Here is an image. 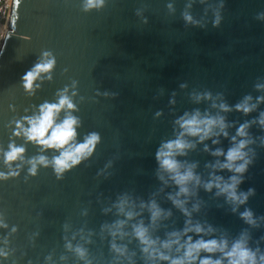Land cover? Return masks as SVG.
<instances>
[{"label":"water","instance_id":"1","mask_svg":"<svg viewBox=\"0 0 264 264\" xmlns=\"http://www.w3.org/2000/svg\"><path fill=\"white\" fill-rule=\"evenodd\" d=\"M84 4L13 0L0 50V171H8L2 152L11 143L25 148V160L59 155V150H42L14 135V121L37 113L46 101L55 102L66 86L69 95L75 91L76 108L70 111L80 121L75 142H84L91 133L100 140L91 155L61 178L50 165L38 166L32 175L30 165L23 163L19 175L0 179V214L9 225L0 228V236L8 238L9 256L0 257L3 264H85L74 251L77 245L87 250L91 264H170L142 251L134 225L143 223L153 239L165 241L169 233H182L189 219L213 231L188 232L181 235V243L188 236L193 242L226 239L230 249L245 234L247 246L258 249L259 258L264 253V125L259 122L264 99H258L264 97V0H103L87 10ZM45 52L54 55L55 66L40 74L30 94L22 78ZM246 97L255 105L247 113L236 108ZM221 103L230 110H222ZM197 111L223 116L228 135L204 141L185 135L195 147L175 159L195 164L201 179L200 184L189 182L190 195L178 197L186 200L188 217L169 198L179 186L161 168L157 152L183 131L177 120ZM65 115L61 110L58 121ZM246 122L248 136H237ZM233 136L251 141L244 149L251 162L243 173L213 167L226 157L212 153H226ZM17 164L21 161L12 162L13 167ZM234 175L242 177L237 193L252 190L242 204L225 193L218 195L215 186H203L214 176L230 182ZM124 198L129 201L125 211L136 213L132 218L118 210ZM152 201L171 214L153 222L148 207ZM245 210L252 212L255 225L241 216ZM121 220L126 234H118L115 243L126 246L123 256L112 250L110 234V227ZM176 248L161 250L183 256L184 249ZM204 257L227 264L219 251H201L192 264Z\"/></svg>","mask_w":264,"mask_h":264},{"label":"clouds","instance_id":"2","mask_svg":"<svg viewBox=\"0 0 264 264\" xmlns=\"http://www.w3.org/2000/svg\"><path fill=\"white\" fill-rule=\"evenodd\" d=\"M103 3V0H85V10L99 7ZM171 7V5H169ZM185 19L191 21L192 17L185 13ZM56 63L54 55L50 52H45L43 54V59L41 62L36 64L33 69L28 71L23 76V86L26 91L30 94L34 91L35 87L38 85L34 84V81L40 77L41 73H50L54 68ZM49 79L51 76L49 75ZM75 82H73V88ZM69 89L66 86L64 89L58 92V98L55 102H44L39 106L38 112L32 116H25L21 120H16V128L14 129V135L23 136L26 140L32 141L40 146L42 150L44 149H56L59 150V155L53 156L49 159L45 155H38L30 159L25 160L24 152L25 148L23 146H17L15 143L9 144L8 150L2 152L3 162L8 168L7 172L0 171V179H7L10 176L19 175V169L22 167L23 163L30 165L28 172L32 175L37 174L38 166H51L57 178H61L66 170L71 169L73 166L79 164L84 158L91 155L95 149L96 144L99 142L100 137L97 133H91L85 138L82 143H76L75 137L76 126L80 123L79 119L72 115L70 110L76 108L75 103L72 100V95H75V91L72 95H69ZM205 96H210V94H204ZM199 99V97H197ZM251 97H246L243 103L237 104L236 108L242 110L245 113L251 111L255 105H250L248 101ZM264 99V97L258 98ZM215 106V105H214ZM219 107L224 111H229V106L221 103ZM61 110L66 111L65 118L58 121L57 117ZM159 115V113H157ZM27 122V126L25 125ZM261 125H264V113L261 114L260 121ZM180 125L181 131L175 140H170L162 144L157 152V159L160 162L161 168L170 174V178L175 184L179 186V191L173 196L169 195V198L173 200V203L180 208L182 212L188 217H191V212L187 207H185L186 200H181L178 197L184 195L187 197L191 194V189L188 187L189 182H194L195 184H200L201 179L198 174L194 172L195 164L184 165L182 162L175 159L177 155L186 154L185 150L195 147L194 142L185 139V135L198 136L200 141H204L206 138L211 136H218L223 134L228 135L226 131L228 124L225 118L220 115L211 116L204 115L201 116L199 111L194 114L185 115L177 120ZM248 123L242 124L237 129V136L247 137L248 133L246 129L248 128ZM219 129V131H216ZM234 141L233 146L225 153L222 149H216L212 154L216 156L224 155L226 160L224 162H217L213 167L227 168L235 173H243L246 171L248 164L251 162L248 153L244 151L246 146L251 143L249 139L237 140L236 136L232 137ZM213 143H218V140H213ZM205 150H208V146L205 145ZM21 161V164H17L15 167L12 166L13 161ZM237 161H242L241 163H236ZM183 168V171L181 169ZM163 179V176H161ZM241 176H232L229 178L230 182L223 181L222 177L214 176L213 179L204 183L206 190H211L213 186L219 189L218 195L220 193H225L227 199L235 204H242L247 200L249 193H237V185L240 183ZM129 201L124 198L121 199L118 204V210L124 213L128 218H132L136 213L132 211H125V206ZM143 206V205H142ZM151 211V218L155 222L162 215H170L171 213H165L164 210L159 208L155 201L150 202L148 205ZM194 209L197 205L193 206ZM235 210V208L233 209ZM241 216L249 224L255 225L256 220L253 218V214L250 210H245L241 213ZM125 221H117L113 226L110 227V234L114 237L111 243V248L116 253L121 256L126 254V246L118 245L115 243V237L119 234L123 237L126 233L122 231V227ZM186 227L183 232H172L169 233V239L165 241H158V239H153L148 231V228L143 225V223L134 225V235L140 240L143 245L142 251L150 258L169 260L170 264H192L199 258L201 251H206L209 253L221 252L223 257L227 258V264H264V253L257 257L258 249L252 250L247 246V237L245 234L241 235V238L235 241L231 248L228 249V242L226 239L216 240L211 239L205 241L204 239H199L193 242L192 237L188 236L187 240L181 243V235L187 234L188 232L194 231L196 233L213 231L209 226L205 229L199 223L193 224L191 219L187 220ZM9 225L4 220L2 214H0V228H8ZM11 231L15 232V226L12 227ZM0 243L4 246L0 247V257L7 258L9 256V250L7 248L8 238L7 235L0 236ZM159 244V246H157ZM173 245H177L176 251L184 249L183 256L172 257L161 249H171ZM66 247L72 249L71 242L66 244ZM227 249V250H226ZM77 255L85 260V264H91V261L86 259L87 250L80 245H77L74 249ZM50 260V257L46 258ZM0 264H3V259H0ZM199 264H224L222 259H212L211 257H204L199 259Z\"/></svg>","mask_w":264,"mask_h":264},{"label":"built area","instance_id":"3","mask_svg":"<svg viewBox=\"0 0 264 264\" xmlns=\"http://www.w3.org/2000/svg\"><path fill=\"white\" fill-rule=\"evenodd\" d=\"M13 0H0V50L8 32Z\"/></svg>","mask_w":264,"mask_h":264}]
</instances>
